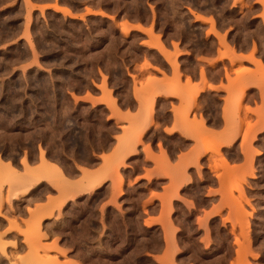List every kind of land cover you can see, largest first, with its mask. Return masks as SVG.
Instances as JSON below:
<instances>
[{
  "label": "rangeland",
  "instance_id": "1",
  "mask_svg": "<svg viewBox=\"0 0 264 264\" xmlns=\"http://www.w3.org/2000/svg\"><path fill=\"white\" fill-rule=\"evenodd\" d=\"M52 2L59 11V6H67L68 12L71 8L86 10V14L79 18L67 14L68 18L58 10H47L50 6L46 4ZM96 7L99 9L94 12ZM260 7L264 9V0H0V155H33L36 146H45L69 174H75L70 155L79 165L90 167L95 162L94 154L107 152L111 147L119 128L105 120L104 106L82 102L81 95L98 103L107 97L112 99L115 91L123 106L133 111L132 80L140 88L137 92L151 90L153 98L161 86L156 77L162 76L171 81L176 99L183 103L179 114L183 115L184 127L189 128L188 137L202 142L206 152L219 157L202 160L187 176L188 186L170 193L168 208L163 209L160 218L167 217L176 238L164 263L264 264V131L251 136L254 130L248 122L243 147L249 146L254 157L242 165H232L242 162L238 144L231 142L232 132L240 133L243 123L220 134L206 129L202 119L192 125L187 112L195 106L194 121L207 108L213 119L210 128L217 127L218 97L205 94L197 104L201 92L195 84L197 61L185 60L193 76L184 88L178 60L182 54L177 48L174 53L167 51L168 44L187 45L201 56H208L216 48L215 37L226 47L227 39L241 48L250 40L264 43L259 18L264 19V13L256 15ZM129 23L137 24L139 29L152 28L124 33L123 26ZM157 44L163 53L178 61L167 63L153 48ZM170 65L175 76L167 78ZM239 65L235 74H245L248 70ZM213 66L210 64V71ZM201 74L204 79L203 69ZM235 86L243 89L238 83ZM240 91L233 94L234 103L243 96ZM99 94L101 97L97 98ZM152 98L147 99V115L153 114L156 104ZM252 98H256L255 92ZM176 99L160 98L159 107L166 112L169 104L174 108ZM164 119L167 121V113ZM200 124L211 135L199 141ZM122 129L121 146L133 142L140 133L135 119ZM148 136L165 141L172 151L189 145L179 136L164 138L159 129ZM216 140L222 142L221 147L230 143L227 151L212 146ZM122 165L115 163L116 167ZM27 169L29 176L35 174L28 166ZM101 179L102 176H90L83 170L77 183L78 192L83 194L65 214L68 220L76 221V227L71 226L74 238L63 240L62 244L58 239L46 244L50 239L42 229V221L53 218L57 208L39 205L28 209L31 220L23 232L22 244L27 254L20 256L17 240L0 239V262L64 264L60 261L68 257L77 260V264H157L148 254L161 252V229L141 225L139 203L144 188L131 189L124 205L105 206L106 189L85 192ZM176 179L173 177L172 184L180 185L179 176ZM122 182L118 175L120 194ZM166 182L155 181L151 186L159 190ZM207 188L209 195L204 196ZM157 210L158 205H154L152 211ZM61 218L62 213H58L57 219ZM11 249L14 254L8 252Z\"/></svg>",
  "mask_w": 264,
  "mask_h": 264
},
{
  "label": "crops",
  "instance_id": "2",
  "mask_svg": "<svg viewBox=\"0 0 264 264\" xmlns=\"http://www.w3.org/2000/svg\"><path fill=\"white\" fill-rule=\"evenodd\" d=\"M235 1L232 0L233 3ZM254 1L258 2V0ZM46 5L50 6L47 10H58L55 9L53 2ZM59 8V13L68 17L65 12L67 6H59ZM69 9L71 14L77 18L86 14V10ZM98 9L96 7L93 11L97 12ZM257 10V16H261L264 13L262 7ZM205 14L209 15V13ZM259 18L264 30V19L262 17ZM127 27L130 33L141 30L146 32L152 28V26H147L139 29L135 23H129ZM215 38L216 48L212 54H207L208 56H201L187 45L175 47L174 44H168L170 50L167 51L174 53L177 48L182 54L181 57H178V60L181 63V84L184 88L188 85L187 79L193 76L189 68L184 64L185 60L191 58L197 61L198 72L195 84L201 90L198 94L197 104L205 94L218 97L219 124L217 127L213 128L214 126H211L212 128H210L209 125H212L213 119L207 112V108L203 109L202 114L198 113L194 121L195 106H191L188 110L189 112H187V118L192 122V125H196L202 119L206 129L220 134L226 128L234 129L239 122L243 123L240 133L232 132L234 139L231 143L238 144L241 154L239 159L242 160L240 164H232L237 166L254 157L251 155L252 151L249 146L243 147L244 137L249 130L248 122L254 130L251 136L258 135L264 131V43L258 40H250L245 48H241L239 44L227 39L228 47H226L217 37ZM153 48L164 56L163 58L167 63L171 64L174 59L177 60V57L163 53L158 44L154 45ZM233 62H237V66H233ZM210 64L214 65L212 71H210ZM239 64L244 65L248 70L243 75L235 74V71L240 69ZM202 69L205 71L204 79L201 74ZM174 76V69L170 65L167 78ZM156 78L161 86L159 93L153 98L151 90L148 91L149 93L137 92L140 88L138 85L134 86L135 83L132 80L131 95L135 104L133 111L123 106V103L118 98L119 94L115 91L111 96L112 99L107 97L106 99L104 98V102L99 101L98 103L88 99L86 94L81 95L82 102L104 106L106 110L105 120H111L119 128L118 134L113 136L114 140L111 147L107 152L94 154L95 162L90 167L79 165L70 155L69 161L75 174H69L61 162L56 158H52L45 146H36L35 154L33 155L24 152H21L16 158L0 155V239L8 242L17 240V251L18 253L20 251V256H25L27 251L22 244L25 237L23 232L26 231V225L31 220L28 209L34 210L39 205L47 206V208L56 206L57 208L53 218H45L42 221V229L50 239L46 244L51 245L57 239L62 244L63 240L74 238V236H71V226L73 225V228H75L76 221L68 220L65 214L67 209L71 207L72 202L83 194L78 192L77 183L83 177V170H86L90 176H102L98 185L85 192H96L100 189H106L105 206L124 205L128 202V194L132 190H137L141 186L144 188V193L139 203L143 214L141 225L146 227V229L157 227L161 229L163 247L159 254L148 255L152 256L157 264H165L167 255L174 249V239L176 238L175 234L170 230L167 217L165 219L160 218V213L163 209L168 208L170 193H178L183 190V187L188 186L187 176L191 175L190 171L196 168L202 160H218L219 157L214 152H206L202 142H197L188 137L189 128L184 127L182 123L183 115L179 114L183 108V103L176 99L178 97L174 95L171 89L170 80L164 79L162 76H157ZM236 83L241 85L243 89H237ZM240 90H243V96L235 99L234 103L232 96L235 92H241ZM252 92L256 93L255 99L252 98ZM100 97L101 94L97 98ZM151 98L155 100L156 104L152 110L153 114L147 115V99ZM160 98L176 99L175 109L169 104L166 112L165 110L162 111L158 104ZM166 113L167 121L164 119ZM132 119L136 120L140 133L137 134L133 142L121 146L119 137L123 132L122 126H126ZM200 126L201 124L197 127ZM155 129H159L164 138L179 136L182 140L187 141L189 145L187 144L186 148L182 147L172 151L170 145L165 141L151 140L149 138L148 134ZM199 132L201 133V130ZM208 134L211 135V132L202 130V136L199 141L201 139L204 140ZM248 142L251 144L253 141ZM229 144L224 143L221 147L222 142L216 140L212 146L227 151ZM137 157L139 160H136ZM106 158H109V160L106 161ZM138 162H140L139 165ZM115 163L123 165L116 167ZM27 166L29 169L34 170L35 174L29 176ZM174 168H176V171H173ZM36 169L40 174H37L39 172H36ZM118 175H121L123 180L121 194L118 192ZM175 176H179L180 185L172 184L173 177L177 181ZM162 180L167 182L160 186L159 190H155L151 186L155 181ZM207 195H209L208 188L204 192V196ZM154 205H158V210L155 212L152 211ZM45 212L50 213L47 209ZM58 213H62L61 219H57ZM73 235L75 234L73 233ZM66 248L65 246L64 249ZM8 252L13 253V250H8ZM60 262L64 264L78 263L77 260L68 257ZM0 264L3 263L0 262Z\"/></svg>",
  "mask_w": 264,
  "mask_h": 264
},
{
  "label": "bare ground",
  "instance_id": "3",
  "mask_svg": "<svg viewBox=\"0 0 264 264\" xmlns=\"http://www.w3.org/2000/svg\"><path fill=\"white\" fill-rule=\"evenodd\" d=\"M65 11V10H64ZM70 17H73V15L70 13V12H68V11H65ZM198 17V16H197ZM199 19V18H198ZM201 19V18H200ZM123 30H124V33H128V27H126V26H123ZM194 96V95H193ZM195 97V96H194ZM200 123V122H199ZM200 128H201V130H202V127L200 126ZM204 128V127H203ZM209 148V147H208ZM99 183H97L96 185H98ZM95 185V186H96ZM62 206V205H61ZM39 211H40V209H39ZM42 211V210H41ZM51 214V213H50Z\"/></svg>",
  "mask_w": 264,
  "mask_h": 264
}]
</instances>
